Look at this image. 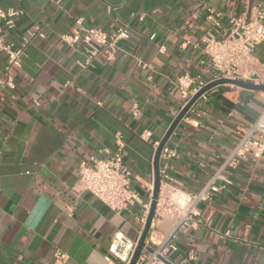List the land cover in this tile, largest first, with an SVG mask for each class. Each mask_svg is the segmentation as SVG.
<instances>
[{
	"label": "crops",
	"instance_id": "obj_1",
	"mask_svg": "<svg viewBox=\"0 0 264 264\" xmlns=\"http://www.w3.org/2000/svg\"><path fill=\"white\" fill-rule=\"evenodd\" d=\"M264 0H3L20 11L1 33L20 64L0 49V264H119L106 257L117 234L136 241L154 192V158L182 109L177 77H209L203 36L222 31L208 10L249 13ZM80 21V23H79ZM130 27L113 60L101 50L86 65L85 44L62 34ZM221 36V33L219 34ZM264 51V44L258 48ZM264 110V91L230 84L207 92L169 138L172 183L197 194ZM149 138H143L145 132ZM122 140L123 162L140 201L115 212L79 184V166L110 158ZM161 160L160 166L163 167ZM232 184L198 204L201 225L178 231L174 261L264 264V155L243 161ZM178 220L155 214L147 243ZM229 233V234H227Z\"/></svg>",
	"mask_w": 264,
	"mask_h": 264
},
{
	"label": "built area",
	"instance_id": "obj_2",
	"mask_svg": "<svg viewBox=\"0 0 264 264\" xmlns=\"http://www.w3.org/2000/svg\"><path fill=\"white\" fill-rule=\"evenodd\" d=\"M2 1L0 0V23L12 27L14 17L20 11L4 9L1 5ZM208 13L212 26H219L223 19L226 21V26L222 31H218L216 28L210 29L203 36V49L209 58V77L192 76L188 73L177 77L175 84L183 98L182 108L203 87L219 79H234L264 85V51L258 50L260 45L264 44V4L254 5L249 13L241 15L228 14L212 8L208 10ZM220 33L221 36H219ZM129 37L130 27L124 24L112 33L98 27H82V32L62 34L60 38L63 43L72 47L79 42L84 43L86 65H91L101 50L109 61L113 60L119 49L120 41ZM0 49L8 54L7 69L20 64L22 50H14L13 45L7 43L1 35ZM205 99H207V92L201 95L197 102ZM240 134L239 142L232 148L231 153L205 188L197 194H190L172 183L169 161L176 155V150L166 143L161 154L164 165L160 166L161 187L155 214L176 218L178 222L171 234L160 236L154 242L155 246L152 247V252L144 249L137 264H191V261L196 259L194 253H189L179 262L173 260L172 253L178 249L174 241L175 235L178 231H185L190 227L201 225L198 204L210 199L212 193L227 189L232 184L231 174L243 161L251 158L258 161L264 155V110ZM150 136L151 132L149 131L142 135L143 138ZM123 147L124 143L119 140L118 147L112 157H92L91 163L82 162L78 171L81 189L91 192L115 212L127 210L140 201L137 191L130 184V171L123 162ZM151 202L152 199L144 205L147 216ZM147 216L142 218L143 224L146 223ZM137 243L138 240L134 241L125 235L117 234L109 248L107 261L128 264ZM65 260L66 254L58 251L56 263L64 264Z\"/></svg>",
	"mask_w": 264,
	"mask_h": 264
},
{
	"label": "water",
	"instance_id": "obj_3",
	"mask_svg": "<svg viewBox=\"0 0 264 264\" xmlns=\"http://www.w3.org/2000/svg\"><path fill=\"white\" fill-rule=\"evenodd\" d=\"M224 84H233L235 86L244 88V89H249V90H254V91H264V85H259V84H254V83H249V82H243L240 80H234V79H219L216 81H213L203 87L178 113L168 130L166 131L165 135L161 139L154 158V173H155V180H154V192H153V197H152V202L150 206V210L146 219V223L143 229V232L138 239V243L136 246V249L134 251V254L128 264H137L144 249L147 251L152 252L153 248L147 244V239L148 235L151 229V225L153 222V219L155 217L156 213V208H157V200L159 197L160 193V187H161V176H160V162H161V154L163 147L166 145L168 142L169 138L171 135L174 133L182 119L186 116L190 108L197 102V100L200 98L201 95L204 93L210 91L216 86L224 85Z\"/></svg>",
	"mask_w": 264,
	"mask_h": 264
}]
</instances>
